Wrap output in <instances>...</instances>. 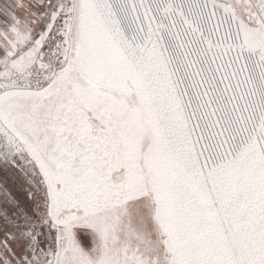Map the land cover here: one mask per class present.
I'll return each mask as SVG.
<instances>
[{
	"label": "snow or ice",
	"instance_id": "6c2138e0",
	"mask_svg": "<svg viewBox=\"0 0 264 264\" xmlns=\"http://www.w3.org/2000/svg\"><path fill=\"white\" fill-rule=\"evenodd\" d=\"M0 264H264V0H0Z\"/></svg>",
	"mask_w": 264,
	"mask_h": 264
}]
</instances>
